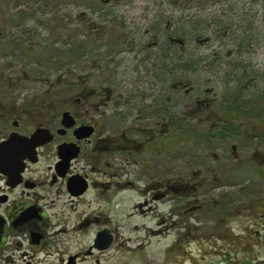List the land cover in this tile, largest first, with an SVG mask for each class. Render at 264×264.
I'll list each match as a JSON object with an SVG mask.
<instances>
[{"label":"flooded vegetation","instance_id":"flooded-vegetation-1","mask_svg":"<svg viewBox=\"0 0 264 264\" xmlns=\"http://www.w3.org/2000/svg\"><path fill=\"white\" fill-rule=\"evenodd\" d=\"M205 5L0 0V264H264V61Z\"/></svg>","mask_w":264,"mask_h":264},{"label":"rangeland","instance_id":"rangeland-1","mask_svg":"<svg viewBox=\"0 0 264 264\" xmlns=\"http://www.w3.org/2000/svg\"><path fill=\"white\" fill-rule=\"evenodd\" d=\"M203 12V21L190 20V23L185 25L194 28L199 27L201 24V27L195 32L203 33L204 35H216L214 30L216 24H218V27L227 26L229 29L226 32L227 36H214L211 40L213 43H219V39L222 38L226 40L229 45L225 50L233 49L235 40L244 36V34H254V48L257 50L254 59L260 62L264 61V0H257L256 2L253 0H211L208 8ZM217 34L221 35L223 31L220 30ZM143 222L144 219L139 215L129 217L122 231L126 236L132 237V241L138 243L144 233L142 230L135 229V227L137 225L141 226ZM168 240L169 237L157 242V238L154 237L152 245L146 246L143 250L134 251V254H128L127 264H132L133 262L137 264H189V261L184 256L182 245L175 252L168 254L166 250V242ZM190 251L187 250V252ZM191 252L193 262L196 261L197 264H206L208 262L201 260L198 251L193 249ZM117 257L119 256L113 254V264H119L118 260H116Z\"/></svg>","mask_w":264,"mask_h":264},{"label":"trees","instance_id":"trees-1","mask_svg":"<svg viewBox=\"0 0 264 264\" xmlns=\"http://www.w3.org/2000/svg\"><path fill=\"white\" fill-rule=\"evenodd\" d=\"M195 2L198 1V2H201V1H204V0H194ZM210 1L211 0H205V7L208 8V6L210 5ZM254 2H256L257 0H253Z\"/></svg>","mask_w":264,"mask_h":264}]
</instances>
